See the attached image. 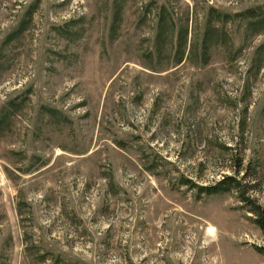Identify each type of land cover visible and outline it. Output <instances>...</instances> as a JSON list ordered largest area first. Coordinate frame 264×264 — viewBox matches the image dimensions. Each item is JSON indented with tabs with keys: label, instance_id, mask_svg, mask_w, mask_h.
Masks as SVG:
<instances>
[{
	"label": "rangeland",
	"instance_id": "obj_1",
	"mask_svg": "<svg viewBox=\"0 0 264 264\" xmlns=\"http://www.w3.org/2000/svg\"><path fill=\"white\" fill-rule=\"evenodd\" d=\"M212 261L264 264V0H0V264Z\"/></svg>",
	"mask_w": 264,
	"mask_h": 264
},
{
	"label": "trees",
	"instance_id": "obj_2",
	"mask_svg": "<svg viewBox=\"0 0 264 264\" xmlns=\"http://www.w3.org/2000/svg\"><path fill=\"white\" fill-rule=\"evenodd\" d=\"M224 180H225L226 185H231V186L236 185V182L231 177H226V178H224ZM222 183H220V184H222ZM218 188H219V186H214V187L208 188L206 191H210V190L213 191V190H217Z\"/></svg>",
	"mask_w": 264,
	"mask_h": 264
},
{
	"label": "bare ground",
	"instance_id": "obj_3",
	"mask_svg": "<svg viewBox=\"0 0 264 264\" xmlns=\"http://www.w3.org/2000/svg\"><path fill=\"white\" fill-rule=\"evenodd\" d=\"M214 231V229H213V227L211 226V225H209L207 228H206V232H207V239H209V238H211V240H210V242H213V239H214V235H213V232ZM211 262V261H210ZM210 264V263H209ZM211 264H218V263H216V261H212V263Z\"/></svg>",
	"mask_w": 264,
	"mask_h": 264
}]
</instances>
